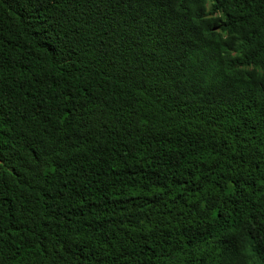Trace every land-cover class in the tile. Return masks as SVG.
<instances>
[{"label": "trees", "instance_id": "16d2710c", "mask_svg": "<svg viewBox=\"0 0 264 264\" xmlns=\"http://www.w3.org/2000/svg\"><path fill=\"white\" fill-rule=\"evenodd\" d=\"M0 264H264V0H0Z\"/></svg>", "mask_w": 264, "mask_h": 264}, {"label": "rangeland", "instance_id": "374dc122", "mask_svg": "<svg viewBox=\"0 0 264 264\" xmlns=\"http://www.w3.org/2000/svg\"><path fill=\"white\" fill-rule=\"evenodd\" d=\"M250 254H252V252L251 251H248V257L249 258L251 257Z\"/></svg>", "mask_w": 264, "mask_h": 264}]
</instances>
